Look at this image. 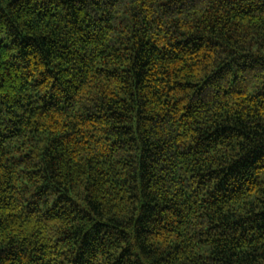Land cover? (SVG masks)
<instances>
[{
	"label": "trees",
	"instance_id": "16d2710c",
	"mask_svg": "<svg viewBox=\"0 0 264 264\" xmlns=\"http://www.w3.org/2000/svg\"><path fill=\"white\" fill-rule=\"evenodd\" d=\"M0 264H264V0H0Z\"/></svg>",
	"mask_w": 264,
	"mask_h": 264
}]
</instances>
